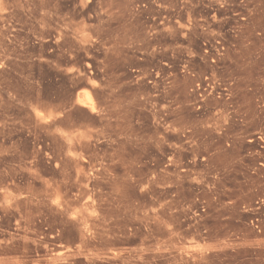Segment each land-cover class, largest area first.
<instances>
[{"label": "rangeland", "instance_id": "374dc122", "mask_svg": "<svg viewBox=\"0 0 264 264\" xmlns=\"http://www.w3.org/2000/svg\"><path fill=\"white\" fill-rule=\"evenodd\" d=\"M0 264H264V0H0Z\"/></svg>", "mask_w": 264, "mask_h": 264}, {"label": "built area", "instance_id": "2783aa9c", "mask_svg": "<svg viewBox=\"0 0 264 264\" xmlns=\"http://www.w3.org/2000/svg\"><path fill=\"white\" fill-rule=\"evenodd\" d=\"M157 5H158V4H157ZM196 87H197V89L199 88V87H198V84L196 85Z\"/></svg>", "mask_w": 264, "mask_h": 264}]
</instances>
